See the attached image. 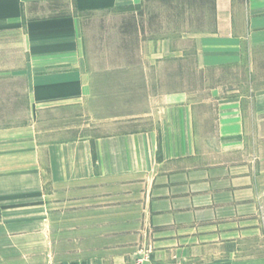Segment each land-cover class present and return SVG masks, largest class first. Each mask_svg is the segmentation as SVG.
Listing matches in <instances>:
<instances>
[{
	"label": "crops",
	"instance_id": "obj_1",
	"mask_svg": "<svg viewBox=\"0 0 264 264\" xmlns=\"http://www.w3.org/2000/svg\"><path fill=\"white\" fill-rule=\"evenodd\" d=\"M5 29L14 55L0 90L7 108L25 96L30 117L0 127L1 240L38 235L15 229L28 224L52 236L55 216L117 205L119 189L139 211L108 236L136 238L150 264H264V91L206 80L264 48V0H0ZM123 76L141 99L118 130L42 139L40 116L107 109ZM98 253L68 264L135 256Z\"/></svg>",
	"mask_w": 264,
	"mask_h": 264
},
{
	"label": "rangeland",
	"instance_id": "obj_2",
	"mask_svg": "<svg viewBox=\"0 0 264 264\" xmlns=\"http://www.w3.org/2000/svg\"><path fill=\"white\" fill-rule=\"evenodd\" d=\"M4 32L7 36H11L7 42L1 37L5 36ZM13 36L12 29H5L0 33L1 68L13 65V61L7 58H12L14 55ZM135 80L127 76L114 80L116 85L112 84L111 93L102 94L107 97L102 103V106L107 105V109L101 111L90 109L84 112L73 109L67 113H58L56 116H45V114L40 116L43 120L39 125L41 136L47 131L42 139L60 142L85 136L93 138L118 130L122 126L120 123L127 121L125 117L135 112L131 110V106L138 104L137 102L141 99L140 94L133 93L138 85V81ZM150 80L152 97L157 94L156 79L151 77ZM206 80L214 85L224 84L244 97H249L255 91H264V48L247 53L245 60L241 63L210 71ZM200 81L201 79H198L193 82L199 84ZM2 86L8 88L9 85L4 81L1 83L0 80V89L3 88ZM7 91V89L0 90V127L3 128L6 124L17 126L27 123L30 117L29 111L25 109L27 98L20 95L19 100H16V104L20 106L19 109L7 108V102L13 98L12 93ZM124 181L126 180H115L118 182L116 184L126 183ZM124 191L119 189L114 191L119 199L117 205H106L103 198L101 205H97L96 202V205H81L78 208L76 206L70 210V213L55 216V221L50 223L53 230L52 236L45 237L40 232L39 225H19L15 228L16 230H35L38 231V235L0 239V264H68L79 259H91L99 254L100 249L103 258L111 256L113 252L122 257L127 251H133L135 253L133 261L123 264H150L145 253L138 254L141 248L136 250L138 245L136 238L119 237V235L109 238L108 236L110 229L117 230L120 234V230L131 224L130 220L126 221V218H130V214L135 217L139 211V206L134 203L133 206L123 203L120 198L124 197ZM261 247L264 254V240Z\"/></svg>",
	"mask_w": 264,
	"mask_h": 264
}]
</instances>
